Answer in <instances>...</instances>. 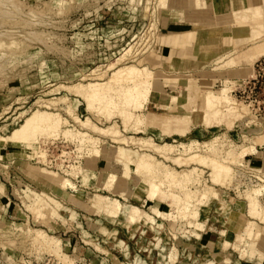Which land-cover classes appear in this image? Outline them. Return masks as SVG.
Instances as JSON below:
<instances>
[{
    "label": "rangeland",
    "instance_id": "374dc122",
    "mask_svg": "<svg viewBox=\"0 0 264 264\" xmlns=\"http://www.w3.org/2000/svg\"><path fill=\"white\" fill-rule=\"evenodd\" d=\"M154 2L156 0H0V135L9 134L22 124L39 107V103H46L51 98L66 97L63 102L51 105L48 110L67 119L69 123L66 127L86 132L90 140L79 148L81 143L78 140L81 137L77 136L81 135L78 133L74 136L62 133L50 137L42 135L37 142L40 143V150L45 153L46 160L41 162L22 158L10 154L11 152L0 159V182L4 192H0V214L4 212L7 202L10 205L9 212L13 213L11 224L5 223L1 218L0 221L10 225L12 231L22 227L30 229L29 236H36V229L49 232L47 225L37 222L31 209L34 205L32 199L40 196L46 201L53 197L59 201L60 207L50 219L49 223L55 228L51 234L62 240L59 253H56L33 243L31 237H14L12 246L0 243V253L3 254L0 263L62 264L73 259V264H113L112 256H117L119 264H221L220 261L231 264L237 263L238 259H242V263H252L246 260L248 254L245 249L248 247L247 242H250V235L245 228L250 226L254 233L263 231L264 220L260 214L250 213L245 191L261 189L258 202L260 208L264 209V142H255L264 135V55L259 56L251 70L243 73L239 79H222L221 75L228 70L227 67L220 66L223 60L220 57L204 66L195 79L198 87L194 97L197 98L199 92H217L233 81L230 94L238 105L235 109L222 105V112L217 116L206 111L202 125H191L194 129L181 138L155 140L157 143L172 142L180 145L189 144L193 140L208 142L219 137L221 142L217 146L220 145L218 148L223 154L220 151L222 156L219 154L217 159L221 162L225 161L222 160L226 157V151L232 146L237 152L255 142L254 153H246L243 158L236 156L238 161L230 163L233 173L230 171L226 181L219 180L224 183L212 181V167L189 159L191 153L175 151L174 156L184 154L187 158V163L181 165L171 159L158 158L179 171L192 169L193 181L188 183L185 191L188 188V192L192 190L191 203L195 204L194 211L199 214H192L186 220L171 221L169 216L176 213L177 198L181 196L182 189L176 186L171 188L164 183L159 189L161 193L165 194L168 187L169 190L174 189L171 190L173 194L167 203L169 216L166 217L153 207V213L159 216L155 219L151 212L141 209L139 200L114 194L127 199L128 203L125 204L138 206L143 214L163 224L158 226L140 221L126 226L119 223L117 217L111 220L102 213L87 214L83 206L71 203L65 198V194L55 193L57 191L50 186L41 187L42 184L34 174V169H46L57 172L61 177L66 176L72 184L70 186L66 183L65 190L82 201V191L89 192L91 196L90 185L95 176L92 175L86 185L82 174L75 177L63 172L69 165L83 169L95 168L100 175L102 169L97 165V160L103 158V152L96 157L89 154V148L98 145L99 148L116 147L118 152L124 147L139 150L137 145L118 140V136H114L117 137L114 139L113 134H102L80 126L71 113L81 119L89 117L101 127L115 124L123 134L121 136L141 138L147 137L142 132L148 131L144 125L138 126L137 123L142 109L134 108L132 118L126 125L115 111L107 118V113L86 110L81 96L60 85H84L90 81L108 79L114 69H105V65L132 44L138 48L134 54L136 59H128L124 64H137L149 51L157 55L156 45L153 44L146 51L141 50L149 43L145 41L148 39L145 36L148 34L150 21L156 20L157 23L158 13L151 15ZM155 33H158L157 29ZM248 45L246 42L244 46ZM93 69L102 72V76H85ZM125 86L124 83L114 84L111 94L120 93ZM144 110H151L148 102H145ZM207 121L209 126L205 125ZM199 152L203 156L212 157L203 148ZM194 167L197 168L195 171ZM121 169L120 161L113 158L109 172L118 175ZM130 173L131 176L135 175L133 171ZM95 190V197H103L102 191H107L100 187H95ZM194 190L196 194L193 193ZM97 200L104 203L102 199ZM94 208L96 207L91 208L93 211L90 212H95ZM232 213L239 215L237 218L241 227L231 225ZM93 221L110 229L117 227L116 238L103 235L93 226L89 227L95 225ZM94 245L100 246L103 251ZM6 256L12 261H5Z\"/></svg>",
    "mask_w": 264,
    "mask_h": 264
},
{
    "label": "bare ground",
    "instance_id": "6f19581e",
    "mask_svg": "<svg viewBox=\"0 0 264 264\" xmlns=\"http://www.w3.org/2000/svg\"><path fill=\"white\" fill-rule=\"evenodd\" d=\"M176 1L178 0H156V3L154 2L155 7L151 15H155V13H158L160 9L172 5V3ZM262 4L263 3L261 2L259 5L245 7L233 13L232 17L234 22L232 32L234 37L232 44L234 48L233 50L231 49L232 51L226 53L229 56H224V54L219 58L220 60L223 59L220 66L227 67L228 70L227 72L225 71L224 74L231 72L237 73L238 75H240L241 73H247L251 70V67L253 66L257 58L261 55H264V8ZM228 15L229 14L220 16L217 15L213 20L218 21L224 19ZM156 24V20L150 21L148 34L145 36L146 38H148L145 39V41H149V43L146 44L141 50L146 51L147 47H151L152 44H159L161 36ZM155 29H157V34L155 33ZM164 38V44L170 45L171 47H177L178 45H180L177 44L178 38L176 35H169L167 37L164 35ZM246 42L249 43L247 47L244 46ZM187 46L192 48V42L190 41ZM136 49L138 50V48H135L133 44L130 45L113 61H110L105 65V69H114L112 75L108 79L94 80L84 85L81 83H76L73 85L62 84L60 85V87L81 96L85 101L86 110H96L97 112H102L105 114L107 113V118H109L112 112L115 111L119 116H121L123 123L127 125L132 118V110L134 108L142 109L143 111H141L137 118L138 126L144 125L146 129V126H149L155 122H159L160 124H164V127L166 128L173 127L175 131L181 134L185 133L191 125H202L204 116H206V111L209 110L212 115L217 116L220 114V112H222V109H220V107L222 108V105L229 106L228 109H235L236 105H238L237 102H235V99H233L230 94L233 87V81H231V83L229 82V85L220 88L217 92H199L197 98L193 97L191 101L193 107L191 108L189 113L181 119L175 117H158L155 114H151L148 111H145V102H149L152 99V95L159 88L158 81L162 79L166 81L168 79V76L161 69V66H164V64L158 59L157 55L154 54L153 51H149L144 58H140L139 60L137 59V64H124V62L128 59H136V55H134L137 52ZM91 75L100 77L102 76V72H98L97 69H93L85 76ZM120 83L126 84L124 89L120 93L111 94L114 89V84ZM65 98H51L48 99L47 102L45 101L46 103H39V107H44V109L38 107L24 119L22 124L14 128L9 134L0 135V159L5 158L7 153L11 152L10 154L22 158L31 160L36 159V161L41 160V162L46 160L45 153L40 150L41 145L39 146L40 143L37 142V139H39L38 137L42 135L50 137L57 136L59 133H62L65 136H74L78 133L79 135H81L77 136L81 137L78 140L81 143V146L79 145V148L85 145L84 142L90 141L88 139L89 137H87L86 132H81L79 130H73L72 128L66 127V125L69 123L67 119L62 118L61 115L57 112L48 110L50 109L51 105L53 106L58 104L59 102H63ZM243 109L244 107H242V111ZM5 110L7 109L5 108ZM71 114L78 121V124L80 126L98 131L102 134H113L112 136L114 139L117 138L114 136H118V140L124 143L133 144L135 146L137 145L138 149L141 151L140 152L139 150L124 147L118 152L116 147L103 146L102 148H99L98 145L93 146L92 149L89 148L90 153H88L96 155V157L100 152H103V158L101 162L105 169V173L104 181L100 188L106 189L113 195H122L123 198L131 197L135 200L143 199L142 202H145L146 200H149L151 198L153 200H157L154 208L157 209V211L161 212L162 216L164 217L169 216L167 203L169 202V199L173 194L171 190H174H169V187L175 188L176 186L182 189L181 196H178L177 198L178 205L175 213L176 215L173 214L172 216H169L171 221H173L174 219L186 220L188 216L192 214H199V212L196 213L194 211L195 204L191 203V197L193 194L190 191L192 190L188 192V188V190L185 191V189H187L186 186H188V183L193 181L194 175L192 176V169L188 171H185V169L179 171L158 158H162L164 160L171 159L173 160V162L181 165L187 163V158L184 157V154L191 153L189 159L206 163L207 165H210L212 167V181L218 182L222 179H225L224 181H226V177H228L232 172V170H230V163L232 164L234 160H237L236 156H240L243 158L246 153L252 154L256 151L254 143L264 142L263 135L258 137L257 140H255V142H253L251 145L242 147L237 152L235 151V147L233 148L232 145H229V147H232L226 151V157L222 160L225 161L221 162V160L219 161L217 159V157H219L218 155H221L222 153V151L218 148L220 145L217 146V143L221 142L219 137H215L211 141L203 143H200L197 140H193L189 144L180 143V145H175L172 142L157 143L151 136L141 138H137L131 135L121 136L123 134H121L118 126L115 124L109 125L107 127H101L94 123L89 117L81 119L79 116L73 113ZM205 125L209 126V122L207 121ZM253 140L254 139H252V141ZM222 145L224 146V144ZM241 146L244 145L242 144ZM178 147H180V149H178ZM201 148L207 150V152H210V155H212V157L208 155L203 156L202 153L199 152ZM179 150L184 154H181L180 156H174L175 151ZM113 158H115V160H119L122 165V169L118 175L110 173L108 170L110 165L112 164ZM241 164L242 163H240V165ZM194 169L196 170L197 168L194 167L193 171H195ZM33 171L42 184L40 185L41 187H53L57 191L55 193L65 194V198H67L71 203L74 202L78 204L75 196L69 194L70 192L65 190L66 183L70 184V186L72 184V182L66 176L61 177L57 172L53 170L34 169ZM130 171H133L135 175L131 176L132 172L130 173ZM63 172H67L68 176L75 177L79 174H82L83 183L86 185L89 182V178L92 175L95 176L90 168L83 169L80 166L72 164L69 165V168L64 170ZM195 174L197 175V173ZM196 178H198V176ZM164 183L169 186L168 188H166L167 190L165 194L161 193L159 190L160 186H163ZM2 189V183L0 182V192H3ZM207 190L203 191L206 192ZM193 193L196 194L195 190ZM197 193H199L198 190ZM206 193H208V191ZM213 193L212 195H214ZM260 193H262L261 189L258 188L247 192L245 191V195L248 198V202L250 205V213L260 214L262 216V219L264 220V209L260 208V204L258 202V195H260ZM196 197L199 196H195V198ZM95 198L104 200V203H101V201L98 202V200L96 201V199L93 200L91 208L96 207L94 208V210H96L95 213H102L111 220L116 219L117 217L118 222L122 225L128 226L130 224L142 221L144 223L163 226V224L155 222V220L153 221V218H151V216L143 214V211L136 205L122 204L118 198H114L113 200H111L107 197H101L98 195ZM32 201L34 205L31 209L35 213L37 222L47 225L49 232H46L43 229H36V236H29L31 231L30 229L22 227L20 230L12 231L10 225H7L0 221V243H3V245L8 247V245H11L14 237H31L33 243H38L40 246L46 247V249H48L49 251L59 253L58 249L61 248L60 246L62 244V240L57 236L51 234L53 233L52 231L55 228L51 223H49L50 219L58 212V209L60 207L59 201H57L53 197H50L49 200L45 201L43 197L40 196L34 197ZM162 204H164L165 206H162ZM91 208L89 210L93 211L91 210ZM237 217L239 218V215L232 213L230 222L233 227L239 228L241 227V223L239 222V219ZM94 224L95 225H89V227L93 226L95 229H98L103 235L114 239L116 238L118 232V230L116 229L117 227L110 229L96 222H94ZM245 229H247L246 233L250 235V242H247L248 247L246 248V251L249 252L246 253H249V255L251 256L256 255L259 261L262 260L264 257V241H262V239H264V230L254 233L253 229L250 226H247V228ZM251 238L254 239L251 241ZM94 246L100 251L102 250L100 246ZM112 261L113 264H119L117 256H112ZM172 261H174V257L172 258ZM220 263L224 264L223 261H220ZM62 264H73V259H69L67 260V263Z\"/></svg>",
    "mask_w": 264,
    "mask_h": 264
},
{
    "label": "crops",
    "instance_id": "0c3cea01",
    "mask_svg": "<svg viewBox=\"0 0 264 264\" xmlns=\"http://www.w3.org/2000/svg\"><path fill=\"white\" fill-rule=\"evenodd\" d=\"M261 2L264 8V0H178L172 3V5L160 9L157 25L161 38L159 44L156 45V51L158 59L164 64V66H161V69L167 74L168 79L166 81L163 79L158 81L159 88L148 102L151 110L147 111L158 117H175L179 119L185 117L193 107L191 101L195 91H197L198 85L195 79L199 75L198 73L204 66L222 57L234 48L232 44L234 37L232 32L234 22L232 17L233 13L245 7L259 5ZM224 14H229L230 16L228 15L218 21L213 20L217 15ZM164 35L166 37L176 35L178 38L177 44L180 45L171 47L170 45L164 44ZM188 41L192 42V48L187 46ZM241 74L238 75L237 73L231 72L225 73L221 77L222 79H226V77L229 79H239L242 76ZM192 128L194 129V127L190 126L185 133L181 134L175 131L173 127L166 128L164 124L155 122L146 126V129L149 131L142 132V134L151 136L154 140H169L175 137L181 138L185 136ZM101 160H97V165L100 168L102 165ZM90 169L94 174L96 173L94 182L90 185V188L92 187V194L89 196V192L82 191L84 200H77V202L79 206L85 208L84 211L87 214L94 215L95 212H90L89 209L92 207L93 200L97 194L95 187H100L103 184L105 169L102 167L100 175L95 168ZM101 194L112 198L117 197L122 204L127 202V199L124 200L122 197L113 195L109 191L103 190ZM139 201L141 209L151 212L155 219L159 217L152 211L157 200L149 199L144 204L142 203L143 199ZM9 206L7 202L4 212L1 213L2 217L0 214V218L5 223L11 224L13 213L9 212ZM7 212L8 215H5ZM247 254L246 260L252 263H242V259H238L237 263L231 264H264V257L259 261L256 255L251 256L249 253ZM2 255L0 253V257ZM6 260L12 261L8 256H6ZM0 264L18 263L7 262Z\"/></svg>",
    "mask_w": 264,
    "mask_h": 264
}]
</instances>
